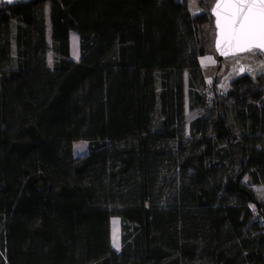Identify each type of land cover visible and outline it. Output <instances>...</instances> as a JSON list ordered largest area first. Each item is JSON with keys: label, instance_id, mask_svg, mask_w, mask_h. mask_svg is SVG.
<instances>
[{"label": "trees", "instance_id": "trees-1", "mask_svg": "<svg viewBox=\"0 0 264 264\" xmlns=\"http://www.w3.org/2000/svg\"><path fill=\"white\" fill-rule=\"evenodd\" d=\"M47 1L0 0V264H264V101L244 74L207 102L211 12L52 0L50 46ZM187 98L216 113L188 133Z\"/></svg>", "mask_w": 264, "mask_h": 264}, {"label": "rangeland", "instance_id": "rangeland-1", "mask_svg": "<svg viewBox=\"0 0 264 264\" xmlns=\"http://www.w3.org/2000/svg\"><path fill=\"white\" fill-rule=\"evenodd\" d=\"M7 2H28L31 0H4ZM180 1V0H179ZM215 0H188V8L192 14H199L203 12L211 11V8L214 4ZM52 0H48L44 5L45 17H46V25H47V39L48 43L51 46V8H52ZM205 18L200 19V25L204 24V28L198 31V40L200 44H204L206 41V47L208 49V56L203 57L201 59V64L203 68V74L205 77V81L207 84L213 86L214 78H218V85L216 87V91L227 97L231 91V82L243 76L244 74L250 75L254 79V84L252 88L254 91L259 90L263 101H264V55L257 51L252 50L243 55L233 56L231 58H227L224 60L221 69L218 70V60L216 58V52L214 50V40H215V27L212 23L203 22ZM204 32V33H203ZM48 63L51 66L53 62V53L48 51L47 54ZM186 86L188 83V74L185 73ZM187 88V87H186ZM213 88V87H212ZM226 107H232L234 104V98L224 99ZM205 115L209 119H212L216 113H213L211 107H207L206 111H191L188 107V98H187V106H186V128L187 133L189 132L190 123L199 116ZM230 121L234 122L233 114L230 111ZM235 127L237 131L244 130V125L242 123H236ZM83 145H87L88 143H84ZM81 143L74 144V152L75 157L80 158L85 156L81 151ZM84 149V148H83ZM87 155V154H86ZM246 182V178L244 180ZM254 191L256 192L257 199L264 204V184L255 186ZM121 230H120V218L115 217L111 222V238H112V246L116 250H120L121 240H120ZM118 244V246H117ZM194 264H209L206 260H198Z\"/></svg>", "mask_w": 264, "mask_h": 264}, {"label": "snow or ice", "instance_id": "snow-or-ice-1", "mask_svg": "<svg viewBox=\"0 0 264 264\" xmlns=\"http://www.w3.org/2000/svg\"><path fill=\"white\" fill-rule=\"evenodd\" d=\"M216 10L217 26L227 44L264 52V0H223Z\"/></svg>", "mask_w": 264, "mask_h": 264}, {"label": "water", "instance_id": "water-1", "mask_svg": "<svg viewBox=\"0 0 264 264\" xmlns=\"http://www.w3.org/2000/svg\"><path fill=\"white\" fill-rule=\"evenodd\" d=\"M221 2H223V0H215L213 6L211 8V11H210L212 16H213V19H214V27H215L214 50H215L217 57H218V70L221 69L225 59L231 58V57L237 56V55H243V54H246L249 52L247 50H238L237 48L230 46L222 38L221 30L217 26V18L218 17L216 15V11H217L216 10V4L221 3ZM221 12L223 14V9H221ZM252 50H257L264 55V52H262L260 49L253 48Z\"/></svg>", "mask_w": 264, "mask_h": 264}, {"label": "crops", "instance_id": "crops-1", "mask_svg": "<svg viewBox=\"0 0 264 264\" xmlns=\"http://www.w3.org/2000/svg\"><path fill=\"white\" fill-rule=\"evenodd\" d=\"M51 35H52V30H51ZM70 55H71V59L72 60H74L76 62H79V60H80V37H79V34L76 31H71L70 32ZM207 56H204V57H207ZM201 59H200V61H201ZM77 143H79V144L81 143V146L84 148V149L81 148V151H82L83 154L85 153V149H86V152L88 153V147H86L87 145H83L85 142L79 141ZM86 154H85V156H86ZM74 156H75V152H74ZM80 158H82V157H80ZM111 222H112V220H111Z\"/></svg>", "mask_w": 264, "mask_h": 264}, {"label": "built area", "instance_id": "built-area-1", "mask_svg": "<svg viewBox=\"0 0 264 264\" xmlns=\"http://www.w3.org/2000/svg\"><path fill=\"white\" fill-rule=\"evenodd\" d=\"M212 85L206 83L204 88L202 89L203 95H205L207 102H212L214 100L215 92Z\"/></svg>", "mask_w": 264, "mask_h": 264}]
</instances>
